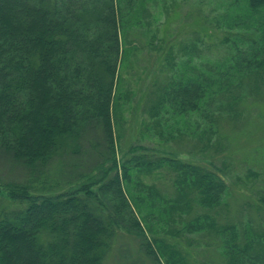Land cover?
<instances>
[{
  "label": "trees",
  "instance_id": "16d2710c",
  "mask_svg": "<svg viewBox=\"0 0 264 264\" xmlns=\"http://www.w3.org/2000/svg\"><path fill=\"white\" fill-rule=\"evenodd\" d=\"M239 1L250 19L264 11V0ZM145 5L0 0V163L10 174L0 176V264H107L123 233L135 238L140 256L121 264H201L187 249L191 235L216 243L224 264H264V233L220 224L212 214L229 196L219 172L176 156L119 164V70L137 48L133 41L124 48L123 36L139 24ZM258 30L264 40V24ZM198 50L191 39L180 48L189 60L152 93L147 112L152 118L162 110L179 118L194 112L214 136L222 114L262 92L264 43L251 59L238 54L215 66L195 64ZM161 170L173 173L175 198L141 179ZM195 206L206 213L184 221ZM179 222L182 229H170Z\"/></svg>",
  "mask_w": 264,
  "mask_h": 264
},
{
  "label": "rangeland",
  "instance_id": "374dc122",
  "mask_svg": "<svg viewBox=\"0 0 264 264\" xmlns=\"http://www.w3.org/2000/svg\"><path fill=\"white\" fill-rule=\"evenodd\" d=\"M243 3L237 4L234 0H146L139 24L123 36L124 48L129 47V41L137 48L119 70L118 94L123 98L115 118V133L117 137L120 135L116 155L119 164L140 155L176 156L219 172L229 185V196L226 205L212 212L214 217L220 224H236L242 232L249 229L261 234L264 233V86L259 95L244 97L222 114L224 118L217 124L214 136L209 133L206 120L194 112L186 118L172 116L163 110L152 118L147 112L156 98L152 93L176 76L178 70L184 69L183 64L190 56L180 48L190 39L197 43L200 51L194 54L195 64L215 66L238 54L251 59L257 53L264 43L258 30L264 24V11L250 19ZM235 22L241 26H234ZM163 46L164 50L160 48ZM171 48L173 51L169 55L167 52ZM167 59L179 65V69L169 66ZM232 90L234 94L239 91ZM206 132L208 136L203 137ZM0 169L2 178L10 175L1 163ZM100 175L97 173L98 179ZM141 179L166 199L175 198L173 173L161 170L143 175ZM106 180L103 178L101 185ZM63 189L66 191L69 187L63 186ZM4 199L5 204L11 205ZM12 208L19 206L14 204ZM204 212L195 206L192 214L184 216V221ZM170 229H182L181 222ZM160 235L170 241L174 239L166 232ZM189 238L194 242L187 247L193 260L201 264L225 263L216 243L197 235ZM185 244L187 246L186 240ZM139 256L135 238L123 233L116 240L107 264H121L120 258L136 260ZM143 261V264H150Z\"/></svg>",
  "mask_w": 264,
  "mask_h": 264
}]
</instances>
